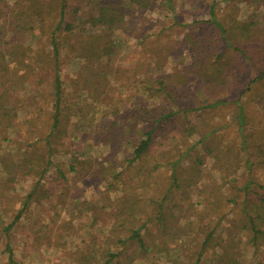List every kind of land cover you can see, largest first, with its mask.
<instances>
[{
    "label": "rangeland",
    "instance_id": "rangeland-1",
    "mask_svg": "<svg viewBox=\"0 0 264 264\" xmlns=\"http://www.w3.org/2000/svg\"><path fill=\"white\" fill-rule=\"evenodd\" d=\"M20 1L6 0L7 11ZM152 1L159 5L154 10L127 6L114 31L118 47L103 59L90 52L107 37L90 39L104 31L89 18L106 0H68L66 21L78 27L57 32L58 61L51 34L60 0H43L51 10L41 19L33 16L35 27L22 35L1 29L0 17V98L14 110L13 121L35 125L29 137L13 127L0 131V264L8 262V243L20 264H106L109 252H120L110 264H264V80L248 89L257 71L248 65L224 91L196 85L194 76L191 85L183 84L188 76L179 79L193 62L192 45L204 36L195 22L210 19L213 4L235 43L264 69V2ZM243 22L253 24L250 37L241 35ZM56 68L62 117L69 122H62L63 139L44 180L52 198L30 203L8 237L2 226L14 219L36 181L17 170L20 155L52 129ZM158 74L173 76L167 83L173 101L147 89ZM209 95L216 98L211 103H227L201 108ZM238 101L245 107L242 128ZM157 119L155 145L130 164ZM135 230L144 248L132 238Z\"/></svg>",
    "mask_w": 264,
    "mask_h": 264
},
{
    "label": "trees",
    "instance_id": "trees-1",
    "mask_svg": "<svg viewBox=\"0 0 264 264\" xmlns=\"http://www.w3.org/2000/svg\"><path fill=\"white\" fill-rule=\"evenodd\" d=\"M106 1L107 3L101 4L98 16L93 15L91 16V18H89V22L92 24V26L100 27L101 30L104 31L103 34L94 33L90 35V39H103V36L107 37V42L102 43L99 47H95L90 52L98 59H103L105 55L111 57V55L116 51V47L118 46L114 41V31L116 29L115 27L123 22L127 6L137 5L140 10H154L159 6L152 0ZM261 1L264 2V0ZM26 2L27 3L23 5L21 4L23 3V0H21L20 3L17 4V6L12 7L10 11H7V9L9 8V6L7 5L8 3L6 2V0H0V17L2 16V21L4 23V26H1V29L3 27L6 28V26H9L11 27L12 31H14L13 33L15 34V36L17 31L16 29L20 30L18 32L20 35H22L26 30L35 27H32L31 25V23L34 21V19H32L33 16L37 17V19H41L43 17V12L46 13L48 10H51L45 8L48 7V4L45 5V3H43V0H27ZM60 7L61 11L59 22L53 29L51 34L54 58L57 61L60 56L57 32L60 30L71 32L78 27L71 21H66L65 12L68 8V0H60ZM16 20L18 22L17 26H15ZM41 21L43 20H40V22ZM195 24L201 30L198 33V36L201 34H204V36L198 38L196 42H194V45H192L191 49L194 53L193 62L190 66L184 68L183 74L179 76V79L181 77L186 78V76H188L189 78L183 82V80H179L177 77L176 83L181 84L183 82L184 85H191V77L194 76L196 85H202L204 82L207 85H210V87H212V85H215L216 89H219L221 87L220 90L224 91L228 88L227 85L230 82L229 79L236 78L237 75L242 74L246 70L247 65L251 66V69L253 68L257 70L254 73V77L251 78L249 82L248 89H252V85L255 86L256 84L262 83V81L264 80V69L257 67L255 65L254 56L247 52V50L243 46L235 43L233 33L229 31L226 23L222 22L218 17L216 4H213L211 8L210 19L196 21ZM23 25H26V28ZM241 25V35L243 37H250V31H252L251 27L253 24L251 22H243ZM20 28H25V30H22ZM8 33H10V28L8 32H5L3 38L6 35L8 36ZM192 36L194 37L196 35L192 34ZM3 43L6 46H8L9 44V42H7L6 40H3ZM218 45H220L221 50L217 49ZM85 47L86 46H84V48ZM12 53L13 54L10 57H14L16 55L14 52ZM172 80V75L164 74L162 76L158 74L155 84L153 83V85H148L147 89L150 90L154 96L158 95V93H164L168 95L169 99L171 100L175 98L174 92L168 90L167 83L169 82L171 84ZM55 85V112L53 115V125L50 133L46 138L43 139L42 144L37 143L39 144L37 145L36 143L32 144L31 142H29L28 148L24 152L23 156L20 155L21 159L18 160V165L15 164L18 171H21V173L23 174H32L33 176H35L36 181L33 185V188L25 196V199L22 202L23 206L17 212L14 219L9 224L2 226V231H4V234L8 237L14 227L23 218L25 211L26 209H28L30 203L37 202L38 204H44L45 201L52 198L51 191L43 186L44 180L47 177L50 168L53 166L55 148L58 145L56 144V142H60V140L62 141L63 139V135L61 133L62 122L63 120L64 122H69V118L62 117V83L59 75V68H56ZM174 85V87L176 88L175 82ZM9 88L10 87H7L5 90H9ZM6 99V97L4 98V100H1L0 98V131L7 133V129L13 127L19 132V134H22V138L25 135L29 137L31 133L35 132V125H33L32 123L28 124L25 120H19L16 122L13 121L11 119V115L14 110L5 109ZM215 99L216 98H213L211 95H209L206 104L204 106H201V108L204 109L209 107H217L220 104L227 103V100H218L215 103H211ZM177 104L178 103H175V105ZM237 104L239 108L237 116L239 118L240 127L242 128L244 121L246 120L245 107L239 101L237 102ZM173 111H175V108ZM170 115L171 114L164 115L162 118L167 117L169 119ZM161 120L162 119H157L156 124L148 132L145 133L144 138L140 139L134 149V156L130 164H133L135 163V161L144 158L146 154L149 153L154 144V133L157 130V127L159 128L158 125L161 123ZM68 169L70 171L75 170V164H69ZM176 171L173 174L174 182L177 181ZM56 173L60 175L61 180L66 179V173L63 171L61 166H57ZM212 235V232L208 234L203 247H205L209 243ZM257 235L259 237V233ZM132 238L137 240L138 245L141 248L145 247V243L141 237L139 230L133 231ZM5 251L8 254L7 264H20L15 259L13 248L9 243L6 245ZM108 255L109 258L106 261V264H110L111 262H113L114 259L120 255V252H109Z\"/></svg>",
    "mask_w": 264,
    "mask_h": 264
}]
</instances>
